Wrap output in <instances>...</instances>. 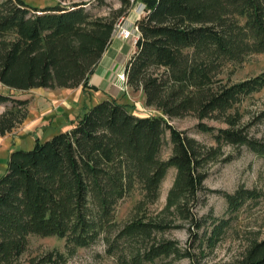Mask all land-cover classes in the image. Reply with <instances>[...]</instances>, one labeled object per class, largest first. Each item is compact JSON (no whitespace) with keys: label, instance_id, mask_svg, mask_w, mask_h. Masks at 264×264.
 <instances>
[{"label":"trees","instance_id":"1","mask_svg":"<svg viewBox=\"0 0 264 264\" xmlns=\"http://www.w3.org/2000/svg\"><path fill=\"white\" fill-rule=\"evenodd\" d=\"M140 1L145 12L134 21L139 34L122 70L126 86L140 90L144 105L159 114L139 115L111 96L83 102L68 129L36 138L28 150L10 152L0 176V264H63L67 254L93 243L113 224L115 205L136 187L137 214L117 233L150 239L143 259L173 255L199 264L204 251L224 234L225 219L212 218L204 227L207 219L196 218L193 209L203 190L201 168L216 156L220 143L244 144L264 158V143L234 127L239 115L233 111L243 96L264 87V73L236 82L217 77L222 63L264 53V0ZM88 3L58 0L38 7L0 0V82L9 91H0V104L10 101L13 106L0 113V136L26 117L27 111L18 107L27 101L13 98L16 91L79 85L85 99L97 91L89 76L129 0L100 15L91 13ZM184 114L224 121L212 134L216 146L206 147L163 116ZM196 127L212 130L202 122ZM165 130L171 149L162 159ZM169 167L175 172L164 207L148 215ZM223 196L227 209L235 211L244 200L256 199L258 191L241 187ZM173 219L186 222L191 238L182 248L170 239L151 237ZM34 235L65 239V252L52 248L24 256ZM222 264H264V235Z\"/></svg>","mask_w":264,"mask_h":264},{"label":"rangeland","instance_id":"2","mask_svg":"<svg viewBox=\"0 0 264 264\" xmlns=\"http://www.w3.org/2000/svg\"><path fill=\"white\" fill-rule=\"evenodd\" d=\"M34 6L43 7L54 5L58 0H24ZM84 1V0H83ZM63 1L62 3H67ZM120 0H89L86 8L93 14L100 15L110 12L111 9L118 7ZM143 4L140 0H129V4L124 8L126 15L120 17L115 25L113 36L120 37L128 42V53L134 48L133 42L129 37L122 38L120 30L122 28L134 32L136 27L134 21L143 15ZM131 35V34H130ZM130 54H126L124 60L113 71V76L117 80V73L121 66L128 60ZM125 61V62H124ZM124 66V65H123ZM218 78L222 82H236L237 80L249 78L253 75L264 73V53L245 55L236 62H224L219 67ZM118 92L124 94V101L127 102L138 114H159L151 106L146 107L140 99L141 91H131L123 82L118 86ZM64 88V87H59ZM45 94H41L37 88H30L26 91H16L13 98L26 100V104L17 106L22 111H27L26 117L18 123L11 131L0 136V176L5 172L6 161L9 150L24 149L28 150L33 146L36 134L41 140L53 136L59 132L62 126L66 125L68 119L65 114L71 113V118L81 111L80 105L88 104V100L81 98L83 92L70 90L71 96L67 99L65 111L59 113L61 106H64L62 90L57 88L45 87ZM0 91L9 92L0 82ZM54 91V92H53ZM12 109V102L8 101L0 104V113L6 109ZM238 115V122L235 128H241L242 132L251 139H256L264 143V87L257 91H252L242 97L233 107ZM230 110V113H233ZM167 121L176 129L182 130L186 135L195 138L206 147L216 146L212 134L216 128H223L226 124L220 118L208 117L198 119L195 115L184 114L178 117H167ZM198 122L211 126L212 130L202 131L196 127ZM168 130H165L160 157H165L170 153ZM7 138V143L4 140ZM6 144V145H5ZM6 146V147H5ZM219 151L215 157L210 158L202 171L205 178L202 182V192L200 200L193 213L196 218L207 219L202 224L209 227L212 218L215 221L225 219L227 227L220 240L216 242L212 250L204 251L199 258V264H222L243 251L244 246L252 239L258 240L264 235V158L253 152L244 144L231 145L220 143ZM174 168H167L164 178L159 185V195L157 199L148 205V215H155L161 210L165 203L167 189L170 187L174 178ZM246 188L258 191L256 199H246L235 211L227 209V203L223 196L224 193H233L239 188ZM140 196L138 187L131 190L129 194L121 198L115 205L113 212V224L106 230L99 232L93 243L87 246H78L70 254H67L63 264H194L187 258L168 255V257H155L148 261L140 257L145 242L150 239H132L118 235V230L131 218L137 211L134 204ZM164 214H161V216ZM170 216L167 215V218ZM170 227L163 231L152 232L151 237L156 239H170L176 246L182 248L190 240L186 230V222L180 219H173ZM56 249L65 252V239L57 238L54 235L29 237V244L24 256H34L49 249ZM210 251V252H209ZM139 254V256H138ZM138 256L131 259V256Z\"/></svg>","mask_w":264,"mask_h":264},{"label":"crops","instance_id":"3","mask_svg":"<svg viewBox=\"0 0 264 264\" xmlns=\"http://www.w3.org/2000/svg\"><path fill=\"white\" fill-rule=\"evenodd\" d=\"M127 46H128V42H126V40H123L117 36L114 37L112 35L108 46L101 53L99 62L95 65V67L93 68V71L91 72L89 76L88 83L92 84L93 86L97 88V91H92L89 94L88 99H87L89 104H92L95 101L103 99V97H107V96L114 97L117 99V101L125 102L124 101L125 95L122 94L121 92H118V88H119L118 86L121 84V82L118 79L116 80V78L113 76L114 74L113 71H116L117 66L120 64V62L124 60L123 56H125L126 54H131V52L133 51L134 48L131 50L130 53H128L127 51L129 47ZM123 65L121 66V69L123 68ZM53 88H57L58 91L62 90L60 93H63L62 96L66 98V99H63L64 106H61V110L59 111V113H62L63 111H65L66 106L68 105L67 99L70 98L71 93H72L70 92L71 89L72 90L74 89L80 93L79 85L72 87V88H59L56 86H54ZM37 89L40 90L41 94H45L46 92L45 87L37 88ZM81 98L82 99L85 98V95L81 94ZM140 99L143 101L142 94L140 96ZM70 112L65 114V116H67L68 121L66 125L62 126L63 128H61V130H65L69 128V120H71ZM139 115H144V114H139ZM36 138H38L37 134L34 139ZM6 141H7V138L4 140V142ZM11 150L12 148L9 151L12 152Z\"/></svg>","mask_w":264,"mask_h":264},{"label":"built area","instance_id":"4","mask_svg":"<svg viewBox=\"0 0 264 264\" xmlns=\"http://www.w3.org/2000/svg\"><path fill=\"white\" fill-rule=\"evenodd\" d=\"M143 8V14H144V6H142ZM117 24V23H116ZM115 24V25H116ZM136 27V26H134ZM116 28V27H115ZM131 34V35H130ZM138 29L136 27L135 31L132 32V31H129L128 29H125V28H122L120 30V36L122 38H127L129 37V39H131V42H133V44L135 45V39L138 37ZM117 79L120 81V82H123L125 84V79H126V76H125V73L123 72V70H119L117 75H116Z\"/></svg>","mask_w":264,"mask_h":264}]
</instances>
